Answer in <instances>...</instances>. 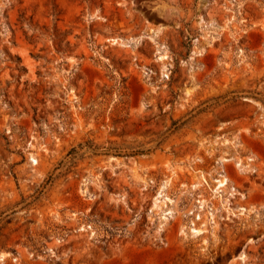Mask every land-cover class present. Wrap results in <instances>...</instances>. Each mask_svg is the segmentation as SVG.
Instances as JSON below:
<instances>
[{
    "label": "rangeland",
    "instance_id": "1",
    "mask_svg": "<svg viewBox=\"0 0 264 264\" xmlns=\"http://www.w3.org/2000/svg\"><path fill=\"white\" fill-rule=\"evenodd\" d=\"M0 264H264V0H0Z\"/></svg>",
    "mask_w": 264,
    "mask_h": 264
},
{
    "label": "bare ground",
    "instance_id": "2",
    "mask_svg": "<svg viewBox=\"0 0 264 264\" xmlns=\"http://www.w3.org/2000/svg\"><path fill=\"white\" fill-rule=\"evenodd\" d=\"M223 161H231V159L230 158H223L222 159ZM229 180L230 179H225L224 181L223 180H219L221 183H220V187L221 186H224V185H226L228 182H229ZM196 187L198 186V184H196L195 185ZM161 195L159 194L158 196H156V198H155V203H156V205L158 206L160 203H162V200H161ZM166 199H168L170 202H174V200H171L170 198H166ZM164 203V202H163ZM175 203V202H174ZM171 205V204H170ZM176 206V205H175ZM174 207V206H173ZM174 208H172V210H170V213H171V215L172 216H165L164 217V219H166V220H170L171 218H173V216H174V213H175V210H173ZM244 210H246L247 211V209L246 208H243ZM213 214V213H212ZM164 226H165V224H162L161 225V227H160V229L159 230H161V231H163L164 230ZM206 230L205 229H200V228H197V227H193L192 228V230H191V232L192 233H194V235H197V236H199L200 234H202V233H204ZM241 259L243 260V262H246L247 261V254L246 253H242L241 254Z\"/></svg>",
    "mask_w": 264,
    "mask_h": 264
},
{
    "label": "built area",
    "instance_id": "3",
    "mask_svg": "<svg viewBox=\"0 0 264 264\" xmlns=\"http://www.w3.org/2000/svg\"><path fill=\"white\" fill-rule=\"evenodd\" d=\"M169 204H171V202H170V201H167V203H165L164 206H165V207H168ZM200 207L203 208V206H201V205H200ZM166 215H167V216H171L170 209H168L167 211H165V216H166ZM165 216H164V217H165ZM164 217H163V218H164ZM195 217H196V220H200V219H201V215H200L199 213H197V214L195 215ZM193 224H194V223H193Z\"/></svg>",
    "mask_w": 264,
    "mask_h": 264
}]
</instances>
